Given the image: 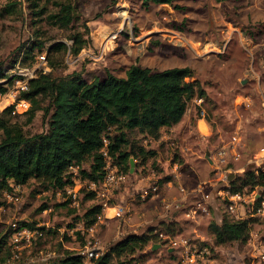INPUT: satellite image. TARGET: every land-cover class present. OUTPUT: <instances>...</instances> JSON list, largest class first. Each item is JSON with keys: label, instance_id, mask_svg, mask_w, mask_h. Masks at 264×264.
<instances>
[{"label": "rangeland", "instance_id": "obj_1", "mask_svg": "<svg viewBox=\"0 0 264 264\" xmlns=\"http://www.w3.org/2000/svg\"><path fill=\"white\" fill-rule=\"evenodd\" d=\"M58 1H70L76 7L77 16L68 30L52 26L45 16H35L28 0H0V63L6 64V76L17 77L9 91L16 92L23 74L30 72L35 74L34 78L40 72H53L58 77L80 73L83 79L94 81L105 79L110 73L125 77L132 65L160 71L191 68L192 80L200 81L207 97L202 102L192 100L182 122L173 128L148 136L139 132L128 134L132 145L154 153L145 164L131 158L140 168L135 174L137 178H129L128 184L115 191L111 204L129 205L128 188L154 171L162 185L160 196L139 199L131 206L135 208L132 227L123 228L141 234L158 227L176 212L172 209L166 219L161 217L164 201H180L185 205L178 215L181 229L178 236L206 246L211 257L207 264H264V189L245 190L235 203L231 200L229 181L233 175V181L240 182L246 170H259L264 164L260 159L264 157V0H176L173 5L150 4L148 8L143 0ZM11 4H16L15 13L8 11ZM47 8L48 13L56 10L52 3ZM75 32H82L87 40L82 52L78 56L70 52L53 53L48 60V49L58 42L71 44L69 38ZM34 40H42L44 47L24 59V50ZM19 54L20 62L11 68ZM2 99L4 112L13 101L5 95ZM40 104L47 108L49 100L41 99ZM30 108L29 103L28 109L13 114L14 120L31 133L47 130L45 109L36 111L29 121ZM203 114L211 128V134L206 137L196 126ZM233 137L241 141L237 146L238 161L229 151ZM222 148H227L229 162L217 165L213 158ZM89 167L87 161L84 168ZM75 176L78 207L72 205L66 194L54 192L35 180L15 187L20 198L17 202H9L8 192L0 190V242L6 238L0 260L6 257L7 261L12 256L9 231L13 223H25L29 228L44 231L42 238L20 252L16 264H39L64 257L67 252L79 255L91 246L93 239L106 246L105 253L118 241L117 219L100 224L93 234L85 231L80 217L98 201L89 197L87 193L92 192L88 189L81 193L85 186L81 185L84 181L79 170ZM167 181H172V187L164 186ZM200 183L206 184L205 191L213 195L212 199L205 203L207 211L188 218L183 212L202 201L200 194L189 195ZM260 195L259 205L256 202ZM224 219L251 220L247 242L216 245L209 224H221ZM142 220L145 222L141 225ZM156 240L162 241L160 237ZM135 258L137 263L132 264H189L181 254L169 252L165 245L156 252L151 245Z\"/></svg>", "mask_w": 264, "mask_h": 264}, {"label": "trees", "instance_id": "obj_2", "mask_svg": "<svg viewBox=\"0 0 264 264\" xmlns=\"http://www.w3.org/2000/svg\"><path fill=\"white\" fill-rule=\"evenodd\" d=\"M28 1L35 16H45L49 24L60 29L68 30L77 16L76 7L70 1ZM175 1L143 0V4L148 8L150 4L173 5ZM51 3L56 7L54 13H48L47 7ZM8 9L15 13L16 4L9 5ZM69 39L71 44L58 42L51 46L48 60L53 53L70 52L78 56L87 44L82 32L73 33ZM43 47L42 40H34L24 50V59ZM20 57L19 54L11 68L20 62ZM50 66L55 67L51 60ZM6 71V64L0 63V94H6L17 79L16 76H6ZM193 78L194 71L189 67L160 71L140 65L130 66L125 77L110 73L105 79L97 78L94 81L83 79L80 73L58 77L53 72H40L31 80L29 90L21 93L20 99H26L31 105L29 121L33 120L36 111L45 109L48 128L41 133L27 131L14 120L13 106L0 113V190L15 193V187L35 180L54 192L66 193L68 188L76 185V176L72 171L74 166L79 167L81 180L99 183L106 174L101 152L104 137L110 140L109 153L113 164L118 166L120 172L130 174L132 157L145 164L154 152L132 145L128 134L139 132L148 136L179 125L188 111L189 103L207 97L200 81ZM41 99L49 100L47 108L41 107ZM87 161H90L89 169L84 168ZM256 188L264 189V171L261 168L246 170L240 182L232 181L230 194L241 195L245 190L253 191ZM86 189L82 188L81 193ZM87 194L94 200L93 192ZM261 202L260 195L256 203L260 205ZM101 214L102 206L97 202L80 217L83 227L88 229L94 226ZM180 230L178 222L171 218L141 234H129L112 244L107 252L95 260V264L137 263L136 255L145 253L153 242L159 241L156 240L159 234L175 237ZM209 231L216 245L247 242L251 220L224 219L221 224L211 222ZM11 234L12 226L9 238ZM5 245L6 238L1 240L0 249ZM9 247L11 255L12 246ZM39 264L87 263L83 255L67 252L64 257Z\"/></svg>", "mask_w": 264, "mask_h": 264}, {"label": "built area", "instance_id": "obj_3", "mask_svg": "<svg viewBox=\"0 0 264 264\" xmlns=\"http://www.w3.org/2000/svg\"><path fill=\"white\" fill-rule=\"evenodd\" d=\"M24 79H22L20 82H18L17 86V94H20L22 92H26L29 90V85L31 80L34 79L35 74L34 73H25ZM15 90L8 91L6 94H0V113H2L1 104L3 102V95L8 96L12 98L13 103V114L15 115L20 109H28L29 107V101L26 99H20L17 97ZM19 95V96H20ZM200 102L203 101V99H199ZM203 118H205V115L203 114ZM109 144L110 140L107 137H104L103 140V147H102V155L105 160V170L106 174L99 183L85 180L83 184L89 191L93 192L95 194L96 200L98 203L102 206V212H104L106 209H109L111 207V200L115 193V191L121 189L123 186L128 184L129 178H132V173L125 174L120 172L117 165L113 164L112 158L109 153ZM241 144V141L238 139V137H233V140L231 142V145L229 147L230 153L233 155L234 160L238 161L240 159V154L237 152V146ZM228 151L227 148H222L218 150L215 154V162H217V165L220 164H227L229 160H227L226 157H228ZM264 157H261V161ZM261 169L264 171V164L261 166ZM79 170V167H72V171L75 172V175L77 174V171ZM148 181L150 183L149 188L145 190L142 193V199L146 200L149 197H156L159 194L160 185L156 179V173L153 171L151 173V176L148 177ZM77 183V182H76ZM77 185V184H76ZM76 185L73 188H68L65 192L59 191V194H66L69 199L71 198V203L74 207H78V197L79 193L76 189ZM206 184H199L189 195H195L198 196L199 194L202 197V201L195 204L189 211L183 212V214L188 218H193L197 216L200 211H207L205 203H207L210 199H212L211 194L207 193L205 191ZM181 191L185 192L184 189H181ZM229 197V196H228ZM6 198L9 202H17L20 200V198L15 193H7ZM237 199H241V195H231V200L233 202H237ZM263 206L264 203L262 202ZM185 204L183 202H175V203H166L165 209L167 212L171 211L172 209H175L176 212L182 211V208ZM235 206L231 204L230 209L234 211ZM186 210V208L184 209ZM261 210V208L259 209ZM174 212V213H176ZM127 213V209L124 206H119L116 212V217H123ZM102 219V216L100 215L98 217V221ZM97 221V222H98ZM90 232H94V227L92 226L90 229H88ZM44 236V233L39 229H32L27 226H21L19 223H13L12 224V234H11V246H12V256L9 260L1 262L0 264H16L17 260L20 258V252L27 247H30L36 240L42 238ZM160 239H162V246H166L167 250L172 253H179L181 254L183 259H186L185 261L189 264H207L211 261L210 257V250L205 246L201 247L197 242L180 237V236H167L163 233L159 234ZM89 247H87L81 255H83L86 259L87 264H95V260L98 259L100 256L104 254L105 248L102 247L100 244V241L98 239H93L92 242H90Z\"/></svg>", "mask_w": 264, "mask_h": 264}, {"label": "crops", "instance_id": "obj_4", "mask_svg": "<svg viewBox=\"0 0 264 264\" xmlns=\"http://www.w3.org/2000/svg\"><path fill=\"white\" fill-rule=\"evenodd\" d=\"M196 126L199 128V131L201 132V135L203 136V137H206V136H208L209 134H211V128H210V125L208 124V121L206 120V118H200L198 121H197V123H196ZM203 126H204V129H203ZM214 160H215V158H213ZM210 163H212V162H210ZM142 168H144V169H146V167L144 166V167H142ZM140 170V168H138V166H137V164H135V168H134V172H131L132 173V178L133 177H136V173L138 172ZM153 172V171H152ZM136 174V175H135ZM151 176V174L150 175H148L147 177L146 176H144L139 182H138V184H136V185H133V186H131V187H129L128 189V194L129 195H131L130 196V204L129 205H126L125 203H121V202H119V203H113V204H111V207L109 208V209H106L104 212H102V214H101V216H102V219L101 220H99L98 222H96L95 223V225L93 226L94 227V232L99 228V226H100V224H102V223H106L107 221H110V220H115V219H117L118 220V222H120V230H119V232H118V241L119 240H121V239H123V238H125L127 235H129V234H132V232H128V229L126 230L125 228H123L124 226H129V227H132V224H131V222H132V220H133V214H132V211L134 212L135 210V208L133 209L131 206H134V204L139 200V199H141V200H143L142 199V193L144 192V190H147L148 188H149V185H150V183H149V181H148V177H150ZM137 178V177H136ZM181 180H182V178H180ZM181 180H180V182H181ZM181 184V183H180ZM199 185V184H198ZM197 185V186H198ZM161 186L162 185H160V190H159V194L156 196V197H149V198H152V199H156V198H158L159 196H160V193H161ZM164 186L167 188H170V187H172V181H167L165 184H164ZM141 187H144L141 191H139L140 190V188ZM182 186H180V189H184V187L183 188H181ZM196 188V187H195ZM194 188V189H195ZM132 189V192H134V193H131V190ZM136 189V190H135ZM193 189V190H194ZM185 190V189H184ZM192 190V191H193ZM191 191V192H192ZM190 192V193H191ZM125 194H127V192H125ZM122 195V198H124L125 196H123V193L121 194ZM193 196H195V195H193ZM180 202V201H179ZM167 202H165L164 201V203H163V206H162V210H163V212L160 214V216L161 217H163L164 219H166L165 218V216L167 217L169 214H167L168 212L166 211V209H165V204H166ZM124 206L126 209H127V213L123 216V217H116L115 215H116V212H117V209H118V207L119 206ZM112 211H114L115 212V214L114 215H112L111 214V212ZM138 212V211H137ZM179 213L180 212H176V213H173L172 214V216H171V218L173 219V220H175V221H178V215H179ZM135 214H136V212H135ZM171 218H169L168 220H170ZM146 220V219H145ZM145 220H142V222H141V225H142V223H144L145 222ZM167 219L165 220V221H168ZM88 229H90V228H88ZM88 229H85V231L88 233V234H93L92 232H90V231H88ZM133 233H137V231L136 230H134V232ZM137 234H140V233H137ZM162 242H160V241H158V242H153V246L155 245V244H161ZM101 244V243H100ZM102 245V247H104V248H106V246L105 245H103V244H101ZM163 247V246H162ZM170 252V251H169ZM172 253V252H171Z\"/></svg>", "mask_w": 264, "mask_h": 264}, {"label": "water", "instance_id": "obj_5", "mask_svg": "<svg viewBox=\"0 0 264 264\" xmlns=\"http://www.w3.org/2000/svg\"><path fill=\"white\" fill-rule=\"evenodd\" d=\"M134 168H135V163H134V160L131 159V172H134ZM233 177H234L233 175H231V176L229 177V181H230V182L233 181ZM162 245H163V244H155V245L153 246V251L156 252L159 248L162 247Z\"/></svg>", "mask_w": 264, "mask_h": 264}]
</instances>
